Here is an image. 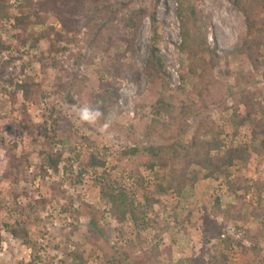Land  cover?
Listing matches in <instances>:
<instances>
[{
	"label": "rangeland",
	"instance_id": "374dc122",
	"mask_svg": "<svg viewBox=\"0 0 264 264\" xmlns=\"http://www.w3.org/2000/svg\"><path fill=\"white\" fill-rule=\"evenodd\" d=\"M18 1L10 0L11 19L0 16V42L15 47L0 52V264H189L196 258L264 264V135L253 136L257 124H264V67L258 72L238 53L248 37L245 15L229 0H34L44 23L35 24L33 16L19 28ZM257 1L264 9V0ZM74 8L75 42L56 54L41 34L52 27L62 31L57 11L65 15ZM141 10L135 33L127 19ZM259 12L263 22L264 11ZM176 19L182 44L187 32L188 44L196 41L200 54L196 77L188 76L192 62L180 46L175 56L180 86L164 59L168 83L146 68L154 45L169 48L168 31ZM213 49L222 57L215 68L208 54ZM259 57L264 59V47ZM102 80L119 89L118 105L110 104L112 120L90 125L79 119L78 109L90 106ZM26 83L39 86L33 101L18 91L17 85ZM247 92L254 94V112L243 102ZM202 94L209 110L202 109ZM160 104L173 113L156 117ZM186 108L190 115L184 118ZM57 118L68 127L61 141L54 140ZM154 118L164 125L150 134ZM214 139L220 149L213 157L249 147V161L232 168L229 178H204L206 172L191 164L201 180L179 196L161 188L171 168L148 170L147 147H164L172 167L183 169L195 155V142ZM58 156L56 171L50 160ZM91 157L105 166L89 167ZM239 178L243 189L232 188ZM105 185L137 195L145 188L146 196L155 198L148 211L152 226L142 231L131 221L118 224L102 196ZM217 199L224 209L236 206L238 219L220 215ZM208 217L225 227L226 238L207 241ZM16 224L26 234L15 237Z\"/></svg>",
	"mask_w": 264,
	"mask_h": 264
},
{
	"label": "trees",
	"instance_id": "16d2710c",
	"mask_svg": "<svg viewBox=\"0 0 264 264\" xmlns=\"http://www.w3.org/2000/svg\"><path fill=\"white\" fill-rule=\"evenodd\" d=\"M52 3H55L56 0H48ZM183 4L184 0H177ZM232 5L241 11L246 18V26L248 30V37L245 39L243 43V47L238 51L239 54L243 56H247L254 64V68L259 72L261 68L264 67V59H260V54L262 51V47H264V21L262 22V19H258L257 16L261 14L259 11H264L260 8L261 3L260 1H251V0H229ZM243 1L245 4H243ZM98 0H96V4H98ZM110 2V0H106V3ZM160 1H158L159 4ZM81 7L84 6L83 3H81ZM18 7L22 11V15L20 17L16 18L17 25L19 28L21 26L28 24L30 22L31 17H36L35 24H43L44 20L41 17V13L38 10L39 5L34 0H19L18 1ZM80 8V7H79ZM11 9V3L10 0H0V16L5 18V16L8 19H11L13 17V14L10 13ZM75 9V8H74ZM77 9L75 11L73 10L72 13H64L60 10H58L57 13L59 15V22L62 27V31H57L56 28H51V31H47L43 34H41V39H50V46L51 51L60 54L64 53L66 51L67 46L72 45L75 42V39H73L70 34L72 30L74 29L75 24L77 21L73 19L71 16L75 14ZM28 12V13H27ZM145 11H135L130 14V16L127 19V22L130 24V28L134 30L135 33L138 32L140 28L141 21L137 19V15H144ZM181 17L183 22L185 19H187L184 12L181 13ZM186 17V18H185ZM185 18V19H184ZM151 20L153 22L154 27V38L157 41L159 39L158 31H157V24L158 19L157 15H153L151 17ZM24 34V33H23ZM20 35L21 41H26L24 35ZM190 34V33H188ZM185 40L184 43L181 45V50L189 52V57L192 62V67L189 71L188 76L196 77L197 69L196 61L200 58V54L197 50V42L194 41L192 44H188V36L187 32L185 33ZM40 39V40H41ZM67 45L66 47H63L64 45ZM15 47L11 44H3L0 42V52L9 51L11 49H14ZM208 54L210 57V63L211 68H215L222 57H220L217 50H208ZM199 60L197 61V63ZM203 63H207L205 59H203ZM193 64H196L193 66ZM1 67V65H0ZM147 71L150 72V75L152 77H163L168 83V77L165 71V63L163 60V57L161 55L160 48L153 46L151 50V56L149 59V62L146 66ZM123 72H126L128 74V71H130L128 68H123ZM124 74V73H123ZM183 80H185V76H183ZM85 82V81H84ZM102 82V91L100 93H97L93 96L90 107L98 108L103 113V118L100 119L103 122H108L113 119V114L109 110L110 104L112 102L117 106L119 101V89L116 87H111L110 84L105 82L104 80ZM86 83V82H85ZM18 91H21L24 95V98L27 101H33L35 100L36 93L38 91L39 86L38 85H31V84H19L17 85ZM205 95V94H204ZM202 94V109L203 110H209L210 107L205 103L206 96L204 97ZM243 102L247 107V111L250 110V112H254L255 104L253 102L254 94L251 92H247L243 94L242 96ZM14 104H17V99L14 96ZM171 107H165L163 104H160V108L154 112V115L158 118L164 117L167 114H172L173 111H171ZM252 110V111H251ZM190 115L189 109L183 110V117L186 118ZM158 118H154L152 121V125L150 127V134L153 133L155 129H157L160 125H164L162 121ZM257 128L254 130V135L256 138L259 136L264 135V124L258 123ZM68 127L66 126V122L63 119L57 118L54 121V132L55 141H61L67 134L66 129ZM193 147L195 148V155L191 156V159L188 161L187 166H185L183 169H178L176 166L171 165V162L169 160V156L167 154L166 149L162 146H150L145 149L146 153L150 156L152 159V162L148 165V170L150 171H156L164 172L168 168L170 169L169 173V179L167 178L166 185H162L163 190H171L175 192L177 195L181 196L186 189L187 186H195L198 181L201 180V176L198 172H192L190 170L191 164H194L198 167H200L203 171L206 172V175L204 178H214L217 176V174L224 175L226 177L231 176L230 170L232 168H235L238 166V164H245L249 161V147L242 146L240 148L236 149H229L226 154L222 155L221 153L218 155V157H213L212 152L214 150L220 149V144L218 143L217 139H214V142H206V141H197L194 143ZM129 153L125 152L124 156H128ZM59 157V156H58ZM61 162V158L51 159L50 160V167L53 170L58 171L59 165ZM89 167H95L100 168L104 167L105 164L103 162L98 161L95 157H91L90 160L87 162ZM156 176L160 178V174L156 172ZM237 184V185H236ZM238 186V188L243 189L242 180L239 178L235 183L231 184L232 188ZM144 187V186H143ZM142 187V188H143ZM233 192V191H232ZM102 196L107 200L109 205H111L109 213L111 214L112 218L120 225L125 224L128 221H131L136 228L139 230H146L147 227L152 226V222L150 219H148V211L150 207H153L155 203V198L146 196L145 194V188L140 191V194L137 195L135 192L134 194L128 193L127 190H124L119 187H113V186H107L103 187L102 189ZM234 193V192H233ZM238 193V192H237ZM138 196H142L144 203H142L139 200ZM218 205V211L219 214L224 216L226 219H238L237 216V210L236 206H231L228 209H224L222 207V203L220 199H217L216 201ZM205 230H204V236L207 237V241H212V237H223L224 234V226L217 225L216 223H213L210 220V217L206 219L205 224ZM11 233L15 237H19L23 233L26 234V231L24 228H20L19 224H16L12 230ZM211 234L210 236H208ZM226 238V236H225ZM212 257H215L213 254ZM171 260L172 257L170 256ZM211 264V259H204V258H196L191 259L189 264Z\"/></svg>",
	"mask_w": 264,
	"mask_h": 264
},
{
	"label": "built area",
	"instance_id": "2783aa9c",
	"mask_svg": "<svg viewBox=\"0 0 264 264\" xmlns=\"http://www.w3.org/2000/svg\"><path fill=\"white\" fill-rule=\"evenodd\" d=\"M179 20V19H178ZM176 19V23L173 25V29H169L167 38L169 39V48H161V54L166 63V69L175 82L176 86H180L181 79V64L175 59V56L180 51V46L182 45V39L179 29V21ZM171 40V41H170ZM225 238V235H223Z\"/></svg>",
	"mask_w": 264,
	"mask_h": 264
},
{
	"label": "clouds",
	"instance_id": "9594fccd",
	"mask_svg": "<svg viewBox=\"0 0 264 264\" xmlns=\"http://www.w3.org/2000/svg\"><path fill=\"white\" fill-rule=\"evenodd\" d=\"M78 116L82 122L95 125L100 119L103 118V113L98 108L84 106L78 109ZM108 126V123L104 124L105 128Z\"/></svg>",
	"mask_w": 264,
	"mask_h": 264
}]
</instances>
